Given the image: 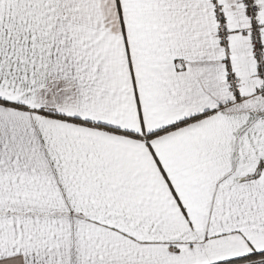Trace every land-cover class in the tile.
Returning <instances> with one entry per match:
<instances>
[{
  "label": "snow or ice",
  "instance_id": "snow-or-ice-1",
  "mask_svg": "<svg viewBox=\"0 0 264 264\" xmlns=\"http://www.w3.org/2000/svg\"><path fill=\"white\" fill-rule=\"evenodd\" d=\"M0 264H264V0H0Z\"/></svg>",
  "mask_w": 264,
  "mask_h": 264
}]
</instances>
